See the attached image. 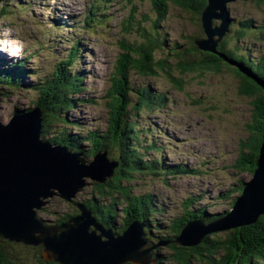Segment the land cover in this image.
I'll list each match as a JSON object with an SVG mask.
<instances>
[{
  "label": "rangeland",
  "instance_id": "rangeland-1",
  "mask_svg": "<svg viewBox=\"0 0 264 264\" xmlns=\"http://www.w3.org/2000/svg\"><path fill=\"white\" fill-rule=\"evenodd\" d=\"M41 1L30 0V3L29 0H20V3L28 5L26 11L15 13L13 8L11 18H0V61L5 60L9 64L26 59L24 64L29 72L46 78L52 75L56 62L66 55L74 41L82 46L74 65V70L83 71L85 76L84 92L80 94L82 102H77L66 115V124L55 121L49 128L48 137L63 129L72 134L88 129H107L109 93L116 66L123 55L122 41L143 42V29L147 37L148 34L158 35L159 41L169 44L168 48L162 45L154 51L155 59L161 60L171 58V44L180 45L179 50H182L190 42V37H205L202 27L198 26L197 15L172 7L162 19L156 17L150 0H137L133 4L112 0L107 3L106 20L91 21L90 25L86 24V13L92 0ZM243 2L237 0L229 5L236 24L248 18L264 21V6L259 9L253 2ZM51 20H61L60 31L50 26ZM156 20L160 21L159 27H155ZM138 22L143 29H137ZM262 51L264 41L258 42L253 54L259 55ZM6 67L0 63V70ZM36 76L27 74L24 82L27 84ZM128 76L129 85L135 89L150 87L153 92L158 91L168 97L166 104L159 109H141L133 117L139 137L131 140L132 145L143 143L139 147L148 153L146 157L161 159L164 167L183 165L198 171L194 175L170 174L168 182L164 175L140 174L130 182L135 194L152 193L162 204L160 207L164 214L155 216L159 223H155L156 229L155 226L152 228L154 234L168 235L174 220L194 208L207 205L209 213L214 215L230 211L233 200L239 195L228 197L230 189L237 187L239 181L247 182L252 178V175L234 168L241 143L250 134L254 113L253 99L240 93L238 77L226 68L220 72H193L184 77L183 87L179 89L163 72L156 76H143L131 71ZM14 89L0 96V121L3 123L9 121L15 108H32L36 99V94L26 86ZM131 94L135 100L136 92ZM145 145H152L155 151H146ZM90 180L85 178L87 185L77 193L76 200L72 198L75 202L91 195L93 185ZM191 196L196 199L194 208L186 204ZM48 201L37 213L41 219L54 222V219L74 211L75 204L59 195L50 197ZM161 247L166 253V247ZM13 248L21 255H28L29 264H36L33 258L35 249L21 244Z\"/></svg>",
  "mask_w": 264,
  "mask_h": 264
},
{
  "label": "trees",
  "instance_id": "trees-1",
  "mask_svg": "<svg viewBox=\"0 0 264 264\" xmlns=\"http://www.w3.org/2000/svg\"><path fill=\"white\" fill-rule=\"evenodd\" d=\"M135 1L137 0H122V2L131 4ZM101 2L99 0L97 4H93V8L88 12L86 17L88 25L91 21L106 20L108 13L104 11L105 2L107 7V3L112 0ZM150 2L156 17H163L162 19L167 16L168 11L170 13L172 7L197 15L198 26L201 29V13L207 5V0H150ZM245 2H253L259 9L264 6V0H250L243 3ZM229 5L230 3L228 8ZM27 6V4L20 3V0H0V16L11 18L13 8L24 10ZM98 13H100L99 17H96ZM231 19L232 23L216 47V53L199 49L195 40L201 37L197 35L198 37H190V42L182 50H179L180 45L171 44L172 50L169 52L171 58L161 60L155 59L154 51L163 47L162 45L169 44L166 41H159L158 35L148 34L147 37L141 23L138 22L137 29H143L144 41L130 43L125 40L121 43L123 55L116 66L113 87L109 93L111 100L107 107L109 115L105 131L88 129L83 133L72 134L68 129H63L52 137L47 135L55 121L66 124V115L71 112L77 102H82L80 94L84 92L85 76L83 71L74 70V65L79 58L78 53H81V46L77 40L69 46L66 55L56 62L50 77L36 76L37 73L29 72L24 64L26 59L25 61L19 60L17 63L5 64L7 68L0 70V95L5 96L9 90H15L14 88L18 89L23 86L30 88L36 94L32 105L39 106L43 111L42 137L48 138L54 144L65 145L73 151L83 152L86 158L94 157L98 151H106L110 161L118 164L113 175L104 182L90 180L93 185L92 193L87 199L82 200L83 204L93 211L100 223L106 227H113L119 233H122L131 222L137 219L147 223L150 234L154 235L152 228L155 223H159V219L155 216L164 214L163 208L160 207L162 204L152 193L135 194L130 182L135 175L140 174L164 175V180L168 182L170 174L194 175L198 171L183 167V165H177L174 168H169V165L164 167L161 159L146 157L148 153L143 152L139 147L143 143L138 146L132 145L131 140L136 136L139 137L133 117H136L141 109L149 111L159 109L166 104L168 97L158 91L153 92L150 87L135 89L132 84L129 85L128 74L133 71L143 76H156L163 72L177 88L181 89L187 74L220 72L223 68L231 70L240 81V93L252 98L254 107L252 123L249 126L250 134L241 143L234 168L253 175L264 129V89L255 81V79L264 81V51L259 55H254L253 48L258 46V42L264 41V21L259 22L258 19L248 18L236 24L232 14ZM59 22L60 20L52 23L53 28L58 31L61 30L59 25H62ZM216 22L219 23L214 20V24H217ZM159 26L160 21L156 20L155 27ZM231 30H233L232 33ZM44 32L46 33V30ZM4 61L0 63H6ZM229 61L236 62L239 66ZM27 74L35 75L36 79L26 84L24 77ZM132 92L137 94L135 100ZM145 148L146 151H155L152 145H145ZM244 183L239 181L237 187H232L231 193L227 196L241 195ZM195 200L191 196L186 204L194 208ZM235 200H233L232 207ZM73 207L72 214L54 219L53 224H61L70 216L79 214L78 207L76 205ZM121 217V223H119ZM195 218L210 222L218 219V216L209 213L207 205H204L176 218L168 235H161V232L155 233L154 236H160L159 239L156 238V242L160 240L168 242L164 245L167 249L166 253L162 252L161 246L151 251L153 258L157 259L156 264H264V214L252 224L207 234L200 243L194 246L177 244L175 237L180 234L184 223ZM15 243L35 249L36 255L33 258L36 264H60L52 259L43 258L42 246H29L8 239H2L0 242V264H29L30 257L21 255L14 249Z\"/></svg>",
  "mask_w": 264,
  "mask_h": 264
},
{
  "label": "water",
  "instance_id": "water-1",
  "mask_svg": "<svg viewBox=\"0 0 264 264\" xmlns=\"http://www.w3.org/2000/svg\"><path fill=\"white\" fill-rule=\"evenodd\" d=\"M234 1L208 0L200 18L205 37L195 40L199 49L216 53L232 23L228 4ZM255 81L264 89V81ZM42 127L39 106L17 110L8 123L0 122V242L8 239L42 246V257L60 264H156L151 251L168 242L151 243L145 222L134 220L122 233H116L81 202L76 204L80 213L58 225L44 224L37 216L50 197L59 195L72 201L87 185L85 178L104 182L118 164L110 161L106 151L88 160L64 145H53L42 139ZM262 214L264 129L256 169L232 210L210 223L203 219L186 222L175 242L194 246L207 234L252 224Z\"/></svg>",
  "mask_w": 264,
  "mask_h": 264
},
{
  "label": "bare ground",
  "instance_id": "bare-ground-1",
  "mask_svg": "<svg viewBox=\"0 0 264 264\" xmlns=\"http://www.w3.org/2000/svg\"><path fill=\"white\" fill-rule=\"evenodd\" d=\"M102 3V2H101ZM50 4V3H49ZM118 5H120V4H118ZM122 5V4H121ZM119 7V6H118ZM89 9V8H88ZM87 14V13H86ZM102 19V18H101ZM50 22V21H49ZM77 22V21H76ZM76 24V23H75ZM86 24H87V22H86ZM55 26V25H54ZM74 26V25H73ZM82 27V26H81ZM84 27V26H83ZM50 31V30H49ZM60 34H62V33H60ZM68 34V33H67ZM72 34V33H71ZM49 35V34H48ZM55 35V34H54ZM62 39V38H61ZM76 39V38H75ZM80 40V39H79ZM64 44V43H63ZM76 45V44H75ZM74 45V46H75ZM78 45V44H77ZM76 47V46H75ZM79 47V46H78ZM82 47V46H81ZM3 50V49H2ZM81 50V49H80ZM3 52V51H2ZM1 54V53H0ZM14 54V53H13ZM19 56V55H18ZM17 56V57H18ZM21 57V56H20ZM28 59V58H27ZM25 61V60H24ZM12 62V61H11ZM18 62H19V60H18ZM17 63V62H16ZM23 63V62H22ZM80 118V117H79ZM168 130V129H167ZM95 156V155H94ZM111 157V156H110ZM94 158V157H93ZM92 180V179H91ZM52 198V197H51ZM76 198H77V196H75L74 197V199L76 200ZM49 202V201H48ZM48 202H45V204L44 205H46ZM72 202L76 205L77 203H78V201L77 202H75L73 199H72ZM42 209V208H41ZM230 212V211H229ZM38 213V212H37ZM227 214V213H226ZM38 216V215H37ZM70 217H72V216H70ZM41 219V218H40ZM69 219V218H68ZM67 219V220H68ZM42 220H44V221H42L44 224H45V222H48L49 220H45V219H42ZM137 220V219H136ZM51 222V221H50ZM53 223V222H52ZM54 225H58V224H54ZM127 228V227H126ZM157 260V259H156Z\"/></svg>",
  "mask_w": 264,
  "mask_h": 264
}]
</instances>
